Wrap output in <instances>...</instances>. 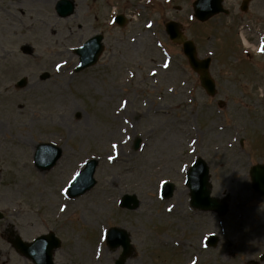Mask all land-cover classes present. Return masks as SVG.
<instances>
[{
  "label": "rangeland",
  "instance_id": "obj_1",
  "mask_svg": "<svg viewBox=\"0 0 264 264\" xmlns=\"http://www.w3.org/2000/svg\"><path fill=\"white\" fill-rule=\"evenodd\" d=\"M192 1L74 0V13L60 17L57 0H0V264H34L11 230L23 241L54 232L55 264H113L122 249L106 244L112 226L129 234L125 264H264V200L248 173L264 162V0L246 13L224 0L229 12L202 22ZM167 20L211 56L213 96L169 39ZM96 33L100 57L74 71L73 48ZM40 142L62 150L47 170L33 163ZM197 156L223 215L190 207L185 174ZM90 158L95 185L67 197ZM164 181L174 184L167 199ZM124 194L138 206L121 207Z\"/></svg>",
  "mask_w": 264,
  "mask_h": 264
},
{
  "label": "water",
  "instance_id": "obj_2",
  "mask_svg": "<svg viewBox=\"0 0 264 264\" xmlns=\"http://www.w3.org/2000/svg\"><path fill=\"white\" fill-rule=\"evenodd\" d=\"M222 0H195L193 2L194 16L199 20H206L210 16L222 10ZM74 0H57L55 3V11L60 17H67L74 13ZM245 9V8H244ZM126 19L122 15L115 17V22L120 26L125 23ZM165 32L169 38L176 43L181 44L182 51L188 59V63L199 77L200 85L209 95L215 93V83L209 73L210 57L198 58L196 47L192 40L187 39L180 29V24L174 20H168L164 24ZM103 35L101 33L94 34L89 37L82 45L74 48L79 63L75 67V71H79L96 63L104 45L102 42ZM25 84V78H21L18 86ZM139 140L135 141V147L138 146ZM62 154L61 147L52 143H39L36 146L33 160L35 166L40 170L50 169ZM97 159L91 158L87 160L84 166L77 172L74 178L69 182L67 187V195L69 197L79 196L94 186L96 180L94 172L97 166ZM249 176L253 190L264 200V163H256L249 169ZM209 168L206 162L198 157L189 167L186 174V185L189 188L190 205L200 210H214L218 215L227 212V204L223 199H218L210 195ZM174 184L165 182L161 188V195L164 198L172 196ZM121 206L128 209H134L138 206L139 200L136 195L124 194L121 200ZM2 213L0 212V218ZM11 238L13 247L28 257L35 264H55L53 261V252L60 246V239L50 231L45 234L36 236L32 241H23L20 236L13 234ZM217 236L212 234L209 236L208 245L214 246ZM106 243L110 248L122 246V252L114 261V264H124L125 259L131 251L129 235L123 228L113 226L107 230Z\"/></svg>",
  "mask_w": 264,
  "mask_h": 264
},
{
  "label": "flooded vegetation",
  "instance_id": "obj_3",
  "mask_svg": "<svg viewBox=\"0 0 264 264\" xmlns=\"http://www.w3.org/2000/svg\"><path fill=\"white\" fill-rule=\"evenodd\" d=\"M244 0H239V4H240V2H241V4H240V10L241 11H243L244 13H246V11H248V8H249V5L251 4V2L253 1V0H245V4L243 5V8H245V10H243L242 9V2H243ZM228 10V9H227ZM229 12V10L227 11V12H225V14H227Z\"/></svg>",
  "mask_w": 264,
  "mask_h": 264
},
{
  "label": "bare ground",
  "instance_id": "obj_4",
  "mask_svg": "<svg viewBox=\"0 0 264 264\" xmlns=\"http://www.w3.org/2000/svg\"><path fill=\"white\" fill-rule=\"evenodd\" d=\"M244 42H245V44L248 45V42L246 41L245 37H244ZM13 234H14V232L11 230V231H10V235L12 236Z\"/></svg>",
  "mask_w": 264,
  "mask_h": 264
}]
</instances>
